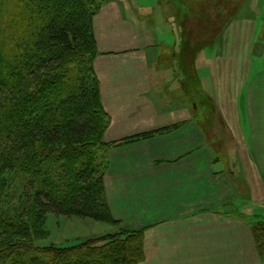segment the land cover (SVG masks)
<instances>
[{
  "label": "crops",
  "instance_id": "1",
  "mask_svg": "<svg viewBox=\"0 0 264 264\" xmlns=\"http://www.w3.org/2000/svg\"><path fill=\"white\" fill-rule=\"evenodd\" d=\"M244 9L214 57L198 62L208 69L197 76L223 120L221 135L236 145L223 156L214 125L194 117L198 104L170 100L186 83L157 68L164 43L143 37L126 6L95 19V70L111 119L104 141L160 132L113 147L104 176L116 231L144 232L141 264H264L253 231H264V0Z\"/></svg>",
  "mask_w": 264,
  "mask_h": 264
},
{
  "label": "trees",
  "instance_id": "2",
  "mask_svg": "<svg viewBox=\"0 0 264 264\" xmlns=\"http://www.w3.org/2000/svg\"><path fill=\"white\" fill-rule=\"evenodd\" d=\"M93 3L0 0V175L21 174L31 189H25L24 196L34 204L37 223H44L49 214L110 221L104 170L97 172L92 149L95 145L110 149L154 134L104 141L109 123L92 63ZM74 62L75 68L70 66ZM12 195L0 197V264L143 260V231L121 229L75 246L36 247L26 214L6 206ZM259 227L253 231L263 255Z\"/></svg>",
  "mask_w": 264,
  "mask_h": 264
},
{
  "label": "rangeland",
  "instance_id": "3",
  "mask_svg": "<svg viewBox=\"0 0 264 264\" xmlns=\"http://www.w3.org/2000/svg\"><path fill=\"white\" fill-rule=\"evenodd\" d=\"M94 3L90 7L96 11L93 18V32L95 38V49L93 55V69L97 77L100 87V81L96 74L95 64L97 59L102 55L101 48L97 43L95 35V19L105 7L114 4L126 6L130 10V14L137 20L138 29L142 31L143 37L148 39L153 38L157 45L158 40L164 44L158 46L159 59L156 63L160 70H170L172 73L178 74L180 81L186 83L185 87L177 84L178 90L170 100L179 102L185 108H191L192 102H196L199 106V111L194 115L196 120H200L208 128H215L217 135L216 145L218 146L215 152L222 156L228 150L235 148V143L230 140L226 141L224 135H221L223 130V120H221L219 111L214 113L216 106L205 92L202 82L198 80L197 70L203 75L207 72V68L199 66L200 61L206 56L214 57L216 43L224 34L226 26L235 19H238L247 11L244 9V4L250 0H93ZM220 1V2H219ZM255 1V0H254ZM256 9V8H255ZM260 45V44H259ZM261 46H256V50ZM176 54V58L174 55ZM91 55V56H92ZM91 56L89 58H91ZM205 63V62H204ZM76 67V63L70 64ZM204 67V66H203ZM205 76V75H204ZM88 84H92L91 76L88 78ZM188 90L190 91L188 93ZM100 96L102 103V95L100 88ZM103 106V105H102ZM104 109V108H103ZM105 111V110H104ZM107 114V112L105 111ZM106 117H104V120ZM103 120V119H102ZM107 120L110 124L111 119L107 114ZM216 126H215V124ZM219 124V126L217 125ZM222 124V125H221ZM221 125V126H220ZM162 134V133H161ZM160 134L155 133L150 137L140 138L126 143L124 146L134 144L143 140L154 138ZM123 145V144H122ZM227 146V148H226ZM113 148L107 149L102 145H95L93 154L95 156V168L99 174L104 170V176L110 168L109 156ZM107 157V160H105ZM97 166V167H96ZM100 176V175H99ZM104 196L106 198L105 180L103 181ZM31 192L30 188L25 187V183L21 174L17 171H9L0 175V197L4 194H13L11 205L16 207L14 211L23 212L26 214L25 220L29 221L33 242L36 247L48 246H75L84 240L102 237L109 234H114L117 231V226L121 222L115 221L110 207V221H98L90 217L79 216H62L49 214L44 223H37L35 215V207L33 202H28L24 196V190ZM14 209V208H13ZM24 216V214H23ZM257 233L264 239V231L262 226L257 229ZM255 238V236H254ZM257 246V242L255 239ZM258 249V246H257ZM259 252V251H258ZM260 254V252H259ZM264 257V254L261 255ZM145 260V253L143 263ZM109 263V262H108Z\"/></svg>",
  "mask_w": 264,
  "mask_h": 264
}]
</instances>
